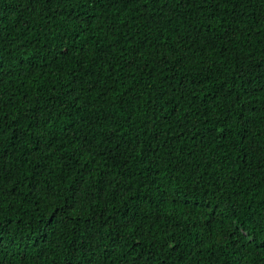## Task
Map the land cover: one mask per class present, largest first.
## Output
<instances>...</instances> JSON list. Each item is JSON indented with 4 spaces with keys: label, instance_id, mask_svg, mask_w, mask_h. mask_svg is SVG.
Listing matches in <instances>:
<instances>
[{
    "label": "trees",
    "instance_id": "16d2710c",
    "mask_svg": "<svg viewBox=\"0 0 264 264\" xmlns=\"http://www.w3.org/2000/svg\"><path fill=\"white\" fill-rule=\"evenodd\" d=\"M0 264H264V0H0Z\"/></svg>",
    "mask_w": 264,
    "mask_h": 264
}]
</instances>
